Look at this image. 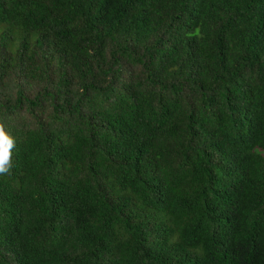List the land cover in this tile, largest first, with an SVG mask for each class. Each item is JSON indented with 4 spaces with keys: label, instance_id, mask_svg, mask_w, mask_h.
Wrapping results in <instances>:
<instances>
[{
    "label": "trees",
    "instance_id": "obj_1",
    "mask_svg": "<svg viewBox=\"0 0 264 264\" xmlns=\"http://www.w3.org/2000/svg\"><path fill=\"white\" fill-rule=\"evenodd\" d=\"M0 264H264V0H0Z\"/></svg>",
    "mask_w": 264,
    "mask_h": 264
},
{
    "label": "clouds",
    "instance_id": "obj_2",
    "mask_svg": "<svg viewBox=\"0 0 264 264\" xmlns=\"http://www.w3.org/2000/svg\"><path fill=\"white\" fill-rule=\"evenodd\" d=\"M16 140L6 131L5 125L0 123V176L9 175L13 168L12 154Z\"/></svg>",
    "mask_w": 264,
    "mask_h": 264
}]
</instances>
